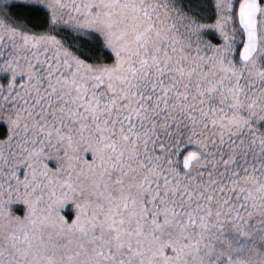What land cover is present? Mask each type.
<instances>
[{"label":"snow or ice","instance_id":"1","mask_svg":"<svg viewBox=\"0 0 264 264\" xmlns=\"http://www.w3.org/2000/svg\"><path fill=\"white\" fill-rule=\"evenodd\" d=\"M0 264H264V0H0Z\"/></svg>","mask_w":264,"mask_h":264}]
</instances>
